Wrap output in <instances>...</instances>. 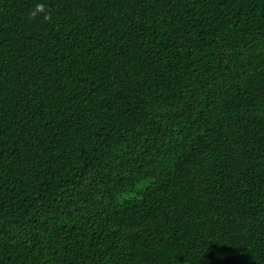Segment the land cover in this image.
Returning a JSON list of instances; mask_svg holds the SVG:
<instances>
[{
  "label": "trees",
  "instance_id": "trees-1",
  "mask_svg": "<svg viewBox=\"0 0 264 264\" xmlns=\"http://www.w3.org/2000/svg\"><path fill=\"white\" fill-rule=\"evenodd\" d=\"M0 264H264V0H0Z\"/></svg>",
  "mask_w": 264,
  "mask_h": 264
},
{
  "label": "clouds",
  "instance_id": "clouds-1",
  "mask_svg": "<svg viewBox=\"0 0 264 264\" xmlns=\"http://www.w3.org/2000/svg\"><path fill=\"white\" fill-rule=\"evenodd\" d=\"M36 9H37V11H42L43 10V7L41 5H36ZM30 15H31L32 18H34L35 15H36V12H32ZM49 18H50L49 15H46L45 16V19L46 20L49 19Z\"/></svg>",
  "mask_w": 264,
  "mask_h": 264
}]
</instances>
